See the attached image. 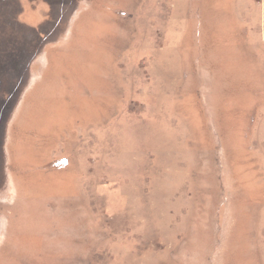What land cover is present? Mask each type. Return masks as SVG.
Instances as JSON below:
<instances>
[{"label": "rangeland", "instance_id": "rangeland-1", "mask_svg": "<svg viewBox=\"0 0 264 264\" xmlns=\"http://www.w3.org/2000/svg\"><path fill=\"white\" fill-rule=\"evenodd\" d=\"M0 264H264V0H0Z\"/></svg>", "mask_w": 264, "mask_h": 264}, {"label": "water", "instance_id": "water-1", "mask_svg": "<svg viewBox=\"0 0 264 264\" xmlns=\"http://www.w3.org/2000/svg\"><path fill=\"white\" fill-rule=\"evenodd\" d=\"M8 22V21H7ZM11 25H7V28L9 27H17V28H19V29H21V31H24L23 33L24 34H26V35H31V36H34V38H36V37H38V33H36V31L34 32L33 30H31V29H25V28H22V26L21 25H19V24H17L16 22H15V20H12V22L10 23ZM14 24V25H13ZM2 27V26H1ZM5 28H6V26H4ZM11 29V28H10ZM42 29V28H41ZM14 31H16V30H14ZM43 31V30H42ZM15 42H17V41H15ZM21 49V48H20ZM18 51H19V49H18ZM30 59H31V57H30ZM30 59H27V62L26 63H28V62H30ZM12 67L13 68H15L16 70H20V72L22 71L23 73H24V67H22L21 65H19L17 62H13L12 63ZM18 77H19V74H18Z\"/></svg>", "mask_w": 264, "mask_h": 264}]
</instances>
